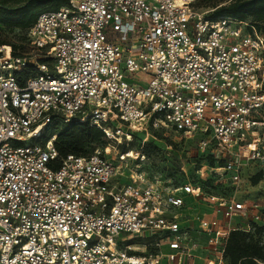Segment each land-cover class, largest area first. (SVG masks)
Here are the masks:
<instances>
[{
	"label": "built area",
	"instance_id": "built-area-1",
	"mask_svg": "<svg viewBox=\"0 0 264 264\" xmlns=\"http://www.w3.org/2000/svg\"><path fill=\"white\" fill-rule=\"evenodd\" d=\"M199 1L67 0L26 50L0 45V264H228L231 234L261 224L264 35ZM57 117L108 144L61 157L41 142ZM139 134L192 139L179 171L203 183L121 148Z\"/></svg>",
	"mask_w": 264,
	"mask_h": 264
},
{
	"label": "trees",
	"instance_id": "trees-1",
	"mask_svg": "<svg viewBox=\"0 0 264 264\" xmlns=\"http://www.w3.org/2000/svg\"><path fill=\"white\" fill-rule=\"evenodd\" d=\"M66 4L67 0H0V25L10 29H18L23 33V38L19 43H8L0 40V45H12L15 53L20 49L26 50L28 44L27 31L34 24L39 14L48 10H57ZM214 8H216L215 16L227 15L252 21L264 35V0H230L229 3ZM24 75L27 76V73L22 74V76ZM53 135H56L54 144L61 157H66L69 154L86 155L97 146L108 144L99 128L90 125L88 122L78 120L64 122L62 126L54 125ZM46 140L47 138L44 137V142ZM152 141L154 143V140ZM156 166L161 174L169 176V174L163 173L157 164ZM179 167L180 162L178 166V173L180 174ZM260 178L261 175H257L252 183L257 184ZM206 184L213 188L216 187L210 179ZM261 231H264V225L261 224L255 225L253 232L234 231L226 250L228 264H259L264 262L262 245L257 240L252 239Z\"/></svg>",
	"mask_w": 264,
	"mask_h": 264
},
{
	"label": "rangeland",
	"instance_id": "rangeland-1",
	"mask_svg": "<svg viewBox=\"0 0 264 264\" xmlns=\"http://www.w3.org/2000/svg\"><path fill=\"white\" fill-rule=\"evenodd\" d=\"M230 0H200L199 4H197V7L200 9H213L215 6H221L224 4L229 3ZM23 38V33L18 30V29H10L7 27H4L0 25V40H4L8 43H19L20 40ZM64 121L62 120L61 117H57L47 128L45 131V136L46 138L50 137L53 135V128L54 125L59 124L62 126ZM152 137H149L147 141L144 143L143 142V135H138L137 138L133 137V141L131 142H124L123 140V145L121 146L122 149H127L128 147H131L133 150H141V151H146L147 155H149L150 160L152 162L156 163L160 170L163 173L169 174V179H177L176 182H188L192 181L193 183H203V177H201V174L196 172H192L189 175H182L181 173H178V166L180 162V158H186L189 157L191 154L194 153L195 150V143L192 139L185 140L179 144H171L170 141H166L165 143L162 142H156L154 140V143ZM152 141V142H151ZM41 142H44L42 140ZM144 144L143 149L142 145ZM91 150V148H89ZM115 151L112 150V156H114ZM118 162V160L116 161ZM174 177V178H172ZM204 177H208L206 174ZM117 180L121 181L122 183H126L128 181V176L118 178ZM210 181H213L215 183V180L210 179ZM217 188H220L218 186ZM246 188V187H245ZM248 191H252L253 195L255 193L261 192L259 188L253 186V187H248ZM230 190H225V192H229ZM262 195V194H260ZM187 199V202L189 205L194 204V200L191 199L188 196H185ZM241 222V219H234V224ZM246 225V223L244 224ZM261 225H264V219L261 222ZM251 238V237H250ZM252 239L257 240L260 245L263 247V254H264V231H261L259 234H256V236L252 237ZM259 264H264V262H260Z\"/></svg>",
	"mask_w": 264,
	"mask_h": 264
}]
</instances>
